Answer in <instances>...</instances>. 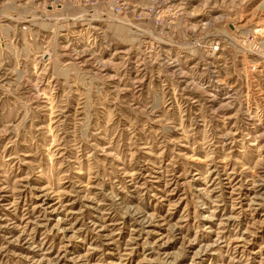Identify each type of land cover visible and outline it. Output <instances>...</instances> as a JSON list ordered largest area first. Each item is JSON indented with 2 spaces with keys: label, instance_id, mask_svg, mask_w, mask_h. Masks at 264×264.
<instances>
[{
  "label": "rangeland",
  "instance_id": "rangeland-1",
  "mask_svg": "<svg viewBox=\"0 0 264 264\" xmlns=\"http://www.w3.org/2000/svg\"><path fill=\"white\" fill-rule=\"evenodd\" d=\"M0 264H264V0H0Z\"/></svg>",
  "mask_w": 264,
  "mask_h": 264
}]
</instances>
